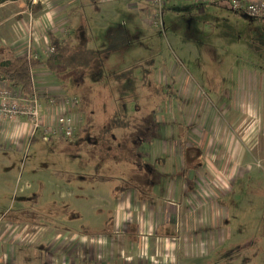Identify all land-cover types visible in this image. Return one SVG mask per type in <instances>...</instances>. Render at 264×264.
<instances>
[{
    "label": "rangeland",
    "instance_id": "374dc122",
    "mask_svg": "<svg viewBox=\"0 0 264 264\" xmlns=\"http://www.w3.org/2000/svg\"><path fill=\"white\" fill-rule=\"evenodd\" d=\"M64 5L62 37L105 49L110 32L122 29L126 42L96 59L89 76H60L41 65L42 84L81 99V117L72 137L39 132L34 140L38 123L11 119L25 118L31 130L22 146L0 147V264H116L106 258L110 250L111 259L118 255L122 231L105 232L115 225L120 184L163 203L154 205L160 215L170 216L167 200L190 197L183 210L198 233L188 264H264V19L222 0H173L161 19L151 0ZM5 32L15 36L11 23ZM23 37L21 53L51 52L48 35ZM119 109L129 125L108 131ZM40 120L53 121L45 107ZM192 146L205 151V162L185 173ZM148 161L170 173L149 172ZM175 164L183 174L173 173ZM218 189L229 191L221 197Z\"/></svg>",
    "mask_w": 264,
    "mask_h": 264
},
{
    "label": "crops",
    "instance_id": "0c3cea01",
    "mask_svg": "<svg viewBox=\"0 0 264 264\" xmlns=\"http://www.w3.org/2000/svg\"><path fill=\"white\" fill-rule=\"evenodd\" d=\"M65 1L66 0H8L0 4V45L4 42L21 51L23 50L21 47L24 46L25 40L23 34L25 38L28 35L40 41L39 38L46 37L50 30L57 31L58 33L59 25L67 20L65 17L69 14L68 9H70V7L64 5ZM10 23L15 31V36L12 37H8L5 32L6 26ZM11 29L12 28H10V31ZM16 34L18 36H16ZM38 74L40 73H37V76ZM40 78H42L41 75L39 76V79ZM2 83L5 84L0 81V85ZM254 88L255 91L252 94H257V86ZM262 98L264 100V93ZM249 100L255 102L256 98L252 97L249 98ZM250 107L251 104L248 108L250 109ZM30 130L31 125L25 118L17 120L0 119V147L1 145H6V143L22 146L20 142L29 135ZM199 148L201 149V147ZM204 152L202 155L203 159L205 157ZM148 162L151 163L147 165L149 172L170 173V171H166L163 168L158 169L155 167L154 162ZM181 164L184 168L186 166L185 173L197 170L194 169L192 166L193 164H189L187 160L184 161L183 159ZM182 166L176 167L175 164L176 171H173V173L177 172L183 174L184 171H182ZM189 183H191L189 189L191 188V190H193L192 181H189ZM130 191L131 189L124 191L116 198V201H119L116 206L118 211L114 219L115 225L111 226L112 229L110 228V236L114 231L116 233L119 231L122 232L121 234H117V238H115L118 242V246L116 247V249H118V255H116L114 259H111L110 255L112 250L109 249L110 251L106 260H115L116 264H122V260L124 264H169V260H172L170 264H186L187 261L185 258L191 257L193 249L196 247H194L196 238L194 234L198 233L196 230L194 231L189 228L188 215L186 216V214H184L183 204L187 195L183 197L184 199L181 198L180 201H178L176 196L171 200H167L165 207L170 211V216H168L169 214H166V212L163 214L161 213V215L158 211H156V214L153 213L154 205L155 207L159 205L163 208V203L156 201L152 203L153 200L147 202L145 198L142 199L143 196L138 197L135 192H133L132 195ZM220 191L221 190L218 189V192ZM227 191H221V197ZM107 198L109 199V197ZM112 198H114V196ZM217 198H220V196L218 195ZM187 199H190V197L187 196ZM125 205L128 208H126ZM121 206L123 207L124 213L120 211ZM148 207H150V209ZM171 211H173L174 214H172ZM158 213L159 215H157ZM125 216L127 219L120 230L118 226L122 225V218ZM112 224L114 223L112 222ZM203 237L204 236H202V238ZM112 240L113 237H110L109 243H111ZM114 254H116L115 250ZM87 263V261H82V264ZM88 264H91V262Z\"/></svg>",
    "mask_w": 264,
    "mask_h": 264
},
{
    "label": "trees",
    "instance_id": "16d2710c",
    "mask_svg": "<svg viewBox=\"0 0 264 264\" xmlns=\"http://www.w3.org/2000/svg\"><path fill=\"white\" fill-rule=\"evenodd\" d=\"M6 1L8 0H0V4ZM64 28L65 26H63L61 30ZM59 33L54 30L48 32L50 46L54 49L46 56L36 53L35 50H33L34 52L32 51V55H30L28 52H19L17 48L12 47L11 45H0V81L5 83H2L0 86L12 89L16 96L22 98V102L37 98L39 103H42L46 110L51 106L50 101L63 95L68 98H78L81 100L78 96H69L64 93L65 90H63L60 85L48 86L44 85V83L42 84L45 74L44 76L42 74V78L40 79L37 76V72L39 73V70H42L40 69L41 65H45L48 71L60 76L63 75V72H70L66 74L75 78L89 76V69L96 59L99 58L103 60L113 51L122 48L126 42L125 31L122 29L110 32L112 42L105 49L90 48L86 41L81 44H75L71 40L62 37ZM136 66H132L128 71L130 72L134 67L136 68ZM125 73L128 72L125 71ZM122 75V78H124L125 75L122 73L120 76ZM59 86L60 88H58ZM127 115L129 116V113L122 109L114 112L111 117L112 121L108 131L118 127H127L129 125V123H127ZM6 119L10 120V118ZM49 124L50 123L46 124L45 122H41L40 126L34 130L31 139L34 140L39 132L45 139L61 136L67 137L64 134H60V132L56 131L54 128L50 129L48 126ZM86 127V125L82 126L83 129ZM189 149L190 150L185 153L187 161L189 164L195 163L192 166L194 169H197L204 162L202 160L203 152L196 146ZM129 189H135V187L127 184H120V188L116 189L117 192H115L116 198L119 197L120 193ZM111 220L112 219H110V221ZM110 221L107 222L109 223L108 225L111 224L112 221ZM105 233L110 234V228L106 229Z\"/></svg>",
    "mask_w": 264,
    "mask_h": 264
},
{
    "label": "built area",
    "instance_id": "2783aa9c",
    "mask_svg": "<svg viewBox=\"0 0 264 264\" xmlns=\"http://www.w3.org/2000/svg\"><path fill=\"white\" fill-rule=\"evenodd\" d=\"M152 4L160 9L159 19H161V11L163 7L173 0H151ZM195 3H215L220 0H190ZM230 3L233 9L243 12L250 17H258L264 19V0H225ZM158 24V20L155 21ZM54 48L51 47V50ZM22 98L16 96L12 89L0 86V118H17L26 116L32 121L38 123L43 122L40 120V112L44 105L39 103L37 98L31 100L21 101ZM51 106L48 109L52 113L53 121L48 125L49 128H54L60 134L67 137H72L77 128L79 117L78 112L80 100L77 98H68L61 96L50 101ZM62 112H64L62 114ZM62 114V115H61ZM47 124V122H45Z\"/></svg>",
    "mask_w": 264,
    "mask_h": 264
},
{
    "label": "water",
    "instance_id": "95a60500",
    "mask_svg": "<svg viewBox=\"0 0 264 264\" xmlns=\"http://www.w3.org/2000/svg\"><path fill=\"white\" fill-rule=\"evenodd\" d=\"M248 16V15H247Z\"/></svg>",
    "mask_w": 264,
    "mask_h": 264
}]
</instances>
